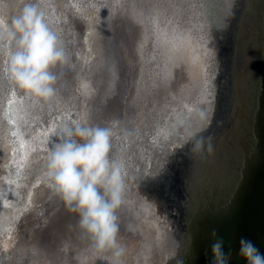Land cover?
Wrapping results in <instances>:
<instances>
[{
  "label": "water",
  "instance_id": "1",
  "mask_svg": "<svg viewBox=\"0 0 264 264\" xmlns=\"http://www.w3.org/2000/svg\"><path fill=\"white\" fill-rule=\"evenodd\" d=\"M24 3L66 63L40 101L0 55V264H50L52 236L77 218L49 187V151L66 129L97 126L122 166L117 221L152 234L150 264H211L216 239L228 264H245L241 238L264 253V0H4L0 14ZM128 35L138 48L124 85ZM179 77L190 84L173 97Z\"/></svg>",
  "mask_w": 264,
  "mask_h": 264
},
{
  "label": "clouds",
  "instance_id": "2",
  "mask_svg": "<svg viewBox=\"0 0 264 264\" xmlns=\"http://www.w3.org/2000/svg\"><path fill=\"white\" fill-rule=\"evenodd\" d=\"M0 55L6 58L3 72L17 89L40 101L53 97L56 69L66 63V53L36 4L24 3L8 17L0 14ZM111 136L109 127L68 128L47 158L49 187L98 250L116 245V210L124 193L122 166L111 159ZM211 255V264H228L222 239L212 243ZM239 256L245 264H264V253L245 238Z\"/></svg>",
  "mask_w": 264,
  "mask_h": 264
},
{
  "label": "bare ground",
  "instance_id": "3",
  "mask_svg": "<svg viewBox=\"0 0 264 264\" xmlns=\"http://www.w3.org/2000/svg\"><path fill=\"white\" fill-rule=\"evenodd\" d=\"M126 29H128V28H126ZM126 29H125V33L127 34L129 29H128V31ZM132 38L133 37H131L130 35L125 36V39L127 41L124 43V49H123V43L122 42L120 43V46H119L120 47L119 48L120 57L118 55V61H120L121 64H122V70H123L122 72L124 73L123 74L124 77L122 78V81L124 82V85L127 84L128 78H130V76L133 77V74L135 72V70L133 68L136 65V60H137L136 48H138L137 47L138 46V41H133ZM120 62H119V64H120ZM132 69L134 70L133 74H132V72H130ZM187 83L190 84L189 80L182 79V78L179 77L176 80V83L174 84L173 89L171 91L173 97L180 96L179 93H181V92H183L182 93V95H183L185 93L186 86L188 85ZM120 224L123 225L121 223V221H120ZM71 225H72V223H71ZM133 227L134 226H132V229H131L133 231V233H137L139 237L141 236L140 237L141 253L139 251V254H141V258L138 259V258H136L137 257L136 256L134 258V260L136 259L134 264H150L151 260L154 258V255H155L154 248H156L157 243L154 241L153 237H150L151 233H148L147 230H145V232H144V230L139 231L140 232L139 233L138 231L136 232L135 228H133ZM71 228H72V226L69 229L71 230ZM131 230H129V231H131ZM73 233L76 234V236L73 237L72 234H71L72 238H70V240H68L69 243L61 245V248H63L66 245L69 247L71 245V243H73L76 246H78L76 248V250L68 251V252H70V255L67 254V256H65V252L64 251H63L64 253H62V251H59L57 248H55V244H60V242L59 243L58 242H54V243L52 242L51 245H50L51 248H49V249H47L48 246L46 247V251H47L46 255L48 256L47 259H48V262L50 264H71L70 263V261H71L70 259L73 258V259H76V260L79 261L81 257L83 258V261H84L85 257L82 256V254H83V252H88L89 250L87 251L84 248L83 240L87 239L89 237L87 236L86 233H83L80 230L77 231V232H73ZM77 234H79V235H77ZM61 236L62 235H60V237H58L59 240H60ZM82 236L84 238H81ZM151 236H152V234H151ZM63 241H64V239H63ZM89 241H91V240L87 239L85 243H89ZM60 250H62V249H60ZM86 255H88V254H86ZM68 258H70V259H68ZM73 259H72V262H73ZM111 261L112 262H108V263H110V264H113V263L118 264L117 263L118 261H115L113 259ZM105 264H107V263H105Z\"/></svg>",
  "mask_w": 264,
  "mask_h": 264
},
{
  "label": "rangeland",
  "instance_id": "4",
  "mask_svg": "<svg viewBox=\"0 0 264 264\" xmlns=\"http://www.w3.org/2000/svg\"><path fill=\"white\" fill-rule=\"evenodd\" d=\"M126 39L122 40L123 43V49H124V43L126 42ZM117 226H118V233L116 237V245L114 247H105L102 250H98L94 244V242L89 241V243H85L87 239L83 240V246L88 252H83L82 256L85 257L84 261L81 257L80 260L70 259L71 264H110L108 262H112L111 260L118 261V264H134L135 260L134 258H141V254H139V251L141 253V243H140V237L137 233H133V231H129L128 228L122 227L118 221L116 220ZM72 226L71 230L69 229ZM128 230V231H127ZM57 231V230H56ZM79 231V228L77 226V221L74 223H68L67 225H64L58 229V233L54 234L52 236V242H60V244H55V248H57L59 251H62V253L65 252V256L70 255V252L68 251H74L78 246L71 243V245L68 247L67 245L61 248V245L69 243L68 240L72 238V236H76L73 232ZM55 232V231H54ZM72 234V236H71ZM60 240L58 237H60ZM79 235V234H77ZM81 238H84L83 236ZM64 239V241H63ZM140 243V244H139ZM80 248V247H79ZM78 248V249H79ZM62 249V250H60ZM77 249V250H78ZM80 250V249H79ZM64 251V252H63ZM88 254V255H86ZM86 255V256H85ZM116 264V263H113Z\"/></svg>",
  "mask_w": 264,
  "mask_h": 264
}]
</instances>
